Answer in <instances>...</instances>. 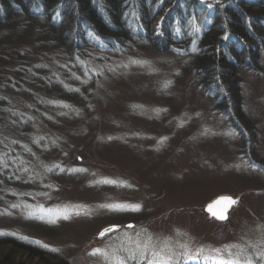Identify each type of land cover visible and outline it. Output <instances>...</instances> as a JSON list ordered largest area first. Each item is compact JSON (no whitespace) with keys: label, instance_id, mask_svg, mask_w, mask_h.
Here are the masks:
<instances>
[{"label":"rangeland","instance_id":"374dc122","mask_svg":"<svg viewBox=\"0 0 264 264\" xmlns=\"http://www.w3.org/2000/svg\"><path fill=\"white\" fill-rule=\"evenodd\" d=\"M29 38V69L63 88L35 91L40 107L15 94L25 133L0 116V235L67 264H114L149 237L161 264H264V47L258 71L238 68L242 148L185 56L137 42L68 60ZM221 195L239 198L226 221L203 210ZM109 225L120 228L99 237Z\"/></svg>","mask_w":264,"mask_h":264},{"label":"trees","instance_id":"16d2710c","mask_svg":"<svg viewBox=\"0 0 264 264\" xmlns=\"http://www.w3.org/2000/svg\"><path fill=\"white\" fill-rule=\"evenodd\" d=\"M26 33L68 60L112 56L137 42L185 56L241 147L249 140L238 68L259 70L264 0H0V116L8 114L24 133L20 108L9 106L15 94L40 107L35 91L59 94L63 88L52 75L42 76L48 72L43 67L29 69ZM31 241L0 235V264H67Z\"/></svg>","mask_w":264,"mask_h":264},{"label":"snow or ice","instance_id":"6c2138e0","mask_svg":"<svg viewBox=\"0 0 264 264\" xmlns=\"http://www.w3.org/2000/svg\"><path fill=\"white\" fill-rule=\"evenodd\" d=\"M224 200L226 201L228 207H231V206L235 205L236 203H238L237 201L232 200L229 197H225ZM133 210H138V208H134ZM226 211H227V209L225 210V213L219 214L217 216V218L221 219V220L227 219ZM65 218H67V217H65ZM128 227L131 228L134 226L129 225ZM114 230H115L114 228L104 229L100 233V236L103 237L106 233L114 231ZM137 235H139V233H137ZM150 241H151V238L149 237L148 242H144V243L135 242V248L123 249L124 251H126L128 253L127 257L117 256V255H115V253H112L114 264H128V261H132V260H135L137 262V264H144L145 260H147V264H161V262L164 261V259H165V257L161 255V252H163L164 249H160L159 251H156L154 249V246H152L150 244ZM165 247H167V245H165ZM231 247L237 248V245H232ZM117 250H119V249H117ZM99 252H100V250L98 249V250H96V253H93V254H97ZM149 253H150V257L148 255ZM238 254L239 253H237V255ZM105 255L107 256L108 254H105ZM184 255H185V258H187V259H193L194 258L192 256H189L187 254V251L184 253ZM167 259L171 260L172 255H170V254L167 255ZM258 259L264 260V253H261L259 255ZM220 264H233V261L229 260V261L225 262V261L221 260ZM236 264H239V262L237 261ZM247 264H252L251 259L247 260Z\"/></svg>","mask_w":264,"mask_h":264},{"label":"water","instance_id":"95a60500","mask_svg":"<svg viewBox=\"0 0 264 264\" xmlns=\"http://www.w3.org/2000/svg\"><path fill=\"white\" fill-rule=\"evenodd\" d=\"M225 197H229L231 198L232 200H235L237 202H239V198L238 197H232V196H228V195H221V196H217L215 197L212 201L208 202L205 204L203 210L204 212L210 217V218H213L217 221H226L225 220H221V219H218L217 216L221 213H225V210L227 209L226 211V215H227V218H228V212L231 210V208H233L234 206L237 205V203L231 207H228L226 201L224 200ZM131 225V224H129ZM107 228H114L115 230L119 228V225H109L107 227H104L98 234L99 237L100 236V233L104 230V229H107ZM109 233V232H108Z\"/></svg>","mask_w":264,"mask_h":264},{"label":"bare ground","instance_id":"6f19581e","mask_svg":"<svg viewBox=\"0 0 264 264\" xmlns=\"http://www.w3.org/2000/svg\"><path fill=\"white\" fill-rule=\"evenodd\" d=\"M231 209H232V208H231ZM230 211H231V210H230ZM230 211H229V212H230ZM229 212H228V213H229Z\"/></svg>","mask_w":264,"mask_h":264}]
</instances>
